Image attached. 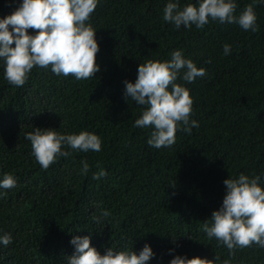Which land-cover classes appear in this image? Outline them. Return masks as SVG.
<instances>
[{"label":"trees","instance_id":"1","mask_svg":"<svg viewBox=\"0 0 264 264\" xmlns=\"http://www.w3.org/2000/svg\"><path fill=\"white\" fill-rule=\"evenodd\" d=\"M18 3L0 0V16ZM165 3L98 0L86 23L96 29L100 68L88 78L34 66L15 86L0 62V175L16 179L14 187L0 189V234L13 237L0 244V264H67L72 235H90L101 253L111 246L138 252L148 242L156 255L147 264H168L175 254L264 264V247H236L229 257L203 229L229 175H260L264 185V4H253L252 31L217 20L175 28L162 18ZM250 3L236 0L234 14ZM224 43L231 45L228 55ZM174 49L205 68L192 82L177 80L189 89L190 118L198 126L190 134L178 130L172 145L155 148L146 143L151 128L133 125L145 106L125 99L123 81L135 80L138 64L169 59ZM34 127L86 129L100 137L101 148L72 150L44 169L24 135ZM100 168L106 175L93 179ZM101 209L109 215L97 223L91 216Z\"/></svg>","mask_w":264,"mask_h":264},{"label":"clouds","instance_id":"2","mask_svg":"<svg viewBox=\"0 0 264 264\" xmlns=\"http://www.w3.org/2000/svg\"><path fill=\"white\" fill-rule=\"evenodd\" d=\"M98 0H19L14 10L0 16V62L3 76L12 85L25 83L30 70L36 67L48 68L57 75L79 80L93 76L100 68L96 60L98 41L96 29L90 23ZM253 4H264V0H252L239 14H234L236 0H196L180 6L179 0H166L162 18L175 28L195 26L202 28L209 20L221 23H235L242 29L256 31V13ZM31 28L34 31L29 32ZM38 30V31H35ZM223 55L231 52V45L222 44ZM205 74L203 66L182 54L180 49L171 51L169 59H148L138 64L134 81H123V95L138 105L145 106L133 121L134 126L150 127L146 143L160 148L172 145L175 133L181 130L191 133L198 126L191 119L192 96L189 89L177 80L192 82ZM57 128L34 127L24 133L31 143V155L39 165L47 169L59 157H67L72 150L99 151L100 137L86 129L67 133ZM82 172L88 164L82 160ZM106 175L104 168L92 173L93 179ZM260 175L240 172L223 180L224 196L220 206L212 210L210 222L205 219L203 229L207 237L215 238L229 250L256 244L264 247V185L259 183ZM16 179L11 173L0 175V189L14 187ZM4 195L0 191V196ZM109 211L101 209L91 219L97 223L107 217ZM13 237L10 232L0 234V244L7 245ZM90 235H72L69 243L74 251L66 255L67 264H147L156 255L148 242L139 251L128 248H105L101 253L90 243ZM173 242L176 238L172 237ZM174 248L168 252L173 253ZM168 264H233L230 258L221 260L215 254L213 259L201 256L188 258L186 254L172 255Z\"/></svg>","mask_w":264,"mask_h":264}]
</instances>
